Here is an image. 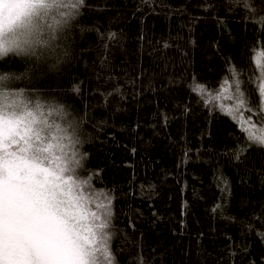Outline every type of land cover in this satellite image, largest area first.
Instances as JSON below:
<instances>
[{"label":"trees","instance_id":"obj_1","mask_svg":"<svg viewBox=\"0 0 264 264\" xmlns=\"http://www.w3.org/2000/svg\"><path fill=\"white\" fill-rule=\"evenodd\" d=\"M248 3L83 0L57 72L0 60L83 122L76 175L93 211L111 197L114 264H264V146L222 110L238 80L264 123V0Z\"/></svg>","mask_w":264,"mask_h":264},{"label":"snow or ice","instance_id":"obj_2","mask_svg":"<svg viewBox=\"0 0 264 264\" xmlns=\"http://www.w3.org/2000/svg\"><path fill=\"white\" fill-rule=\"evenodd\" d=\"M7 2L0 0V12ZM82 3L75 0L71 7ZM244 4L250 7L248 0ZM259 22L264 23V15ZM261 81L259 107L264 110V70ZM234 96L233 106L222 110L241 123L249 141L264 146V123L253 127L248 118V127H243L241 109L248 100L238 80ZM82 160L73 151L71 160L53 171L15 156H0V264H114L111 197L104 194L101 213L90 209L91 199L81 190L85 181L76 175Z\"/></svg>","mask_w":264,"mask_h":264},{"label":"clouds","instance_id":"obj_3","mask_svg":"<svg viewBox=\"0 0 264 264\" xmlns=\"http://www.w3.org/2000/svg\"><path fill=\"white\" fill-rule=\"evenodd\" d=\"M75 0H9L0 12V60L14 56L29 75L55 73L71 55L69 36L79 19ZM71 10V11H70ZM87 142L83 122L62 101L37 99L0 73V156L58 171ZM75 146V147H73Z\"/></svg>","mask_w":264,"mask_h":264},{"label":"rangeland","instance_id":"obj_4","mask_svg":"<svg viewBox=\"0 0 264 264\" xmlns=\"http://www.w3.org/2000/svg\"><path fill=\"white\" fill-rule=\"evenodd\" d=\"M244 121L246 122L247 120L244 119ZM252 126H253V127H256L254 124H252ZM247 127H248V125H247ZM257 128H258V127H257ZM72 153H73V151L71 152V155H72Z\"/></svg>","mask_w":264,"mask_h":264},{"label":"bare ground","instance_id":"obj_5","mask_svg":"<svg viewBox=\"0 0 264 264\" xmlns=\"http://www.w3.org/2000/svg\"><path fill=\"white\" fill-rule=\"evenodd\" d=\"M105 203V200L100 204V206L102 205V204H104ZM100 210H101V212H102V208L100 207Z\"/></svg>","mask_w":264,"mask_h":264}]
</instances>
